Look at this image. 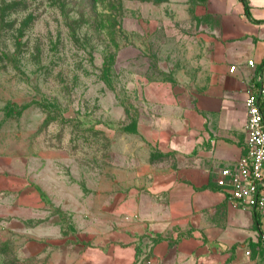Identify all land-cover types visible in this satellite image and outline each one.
Here are the masks:
<instances>
[{
  "label": "crops",
  "instance_id": "1",
  "mask_svg": "<svg viewBox=\"0 0 264 264\" xmlns=\"http://www.w3.org/2000/svg\"><path fill=\"white\" fill-rule=\"evenodd\" d=\"M246 1L249 16L239 0L206 2L222 41L214 60L200 61L205 102L184 86H140L135 109L140 99L147 109L132 117L123 106V162L97 169L43 157L44 171L8 215L27 226L31 253L49 264H221V251L264 242V216L235 208L217 184L246 153V89L264 78V0Z\"/></svg>",
  "mask_w": 264,
  "mask_h": 264
},
{
  "label": "rangeland",
  "instance_id": "2",
  "mask_svg": "<svg viewBox=\"0 0 264 264\" xmlns=\"http://www.w3.org/2000/svg\"><path fill=\"white\" fill-rule=\"evenodd\" d=\"M206 2L0 0V264H49L27 248V226L8 216L43 157L97 169L123 162V106L132 117L147 109L141 99L135 109L140 86H184L206 101L200 61L214 60L222 41ZM221 255V264H264V242Z\"/></svg>",
  "mask_w": 264,
  "mask_h": 264
},
{
  "label": "built area",
  "instance_id": "3",
  "mask_svg": "<svg viewBox=\"0 0 264 264\" xmlns=\"http://www.w3.org/2000/svg\"><path fill=\"white\" fill-rule=\"evenodd\" d=\"M254 61L248 62L254 66ZM235 66L230 68L234 72ZM246 153L232 168L220 170L217 184L235 208H252L264 216V78L258 75L246 89ZM264 241V235H262Z\"/></svg>",
  "mask_w": 264,
  "mask_h": 264
},
{
  "label": "trees",
  "instance_id": "4",
  "mask_svg": "<svg viewBox=\"0 0 264 264\" xmlns=\"http://www.w3.org/2000/svg\"><path fill=\"white\" fill-rule=\"evenodd\" d=\"M239 1L243 3V5L245 6V13L247 16H249V9L247 5V1L246 0H239Z\"/></svg>",
  "mask_w": 264,
  "mask_h": 264
}]
</instances>
